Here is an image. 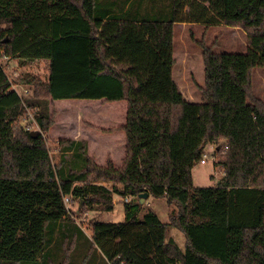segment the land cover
<instances>
[{
	"label": "trees",
	"instance_id": "1",
	"mask_svg": "<svg viewBox=\"0 0 264 264\" xmlns=\"http://www.w3.org/2000/svg\"><path fill=\"white\" fill-rule=\"evenodd\" d=\"M178 24L246 34L245 53L200 44V103L186 101L173 80ZM0 54L48 70L44 84L21 76L16 84L31 93L20 97L0 66V264H40L60 226L86 238L63 198L109 212L114 195L129 199L124 220L91 223L83 264L90 252L103 264H264V103L251 91L252 70H264V0H0ZM47 99L125 102L122 165H98L73 139L58 140L54 164ZM39 109L32 137L20 123ZM142 109L160 125L145 140L134 128ZM211 145L226 148L224 176L194 188L191 172ZM142 193L173 207L168 222L149 208L141 214Z\"/></svg>",
	"mask_w": 264,
	"mask_h": 264
},
{
	"label": "rangeland",
	"instance_id": "2",
	"mask_svg": "<svg viewBox=\"0 0 264 264\" xmlns=\"http://www.w3.org/2000/svg\"><path fill=\"white\" fill-rule=\"evenodd\" d=\"M176 27V28H175ZM174 27L173 36V57L175 60L173 68V80L177 85L183 98L192 103L202 101L201 88L204 84V67L200 44L210 47L215 53H245L247 51L246 34L240 28L225 26L204 27L201 25L178 24ZM2 67L12 83V88L20 95L27 92L31 93L30 87L14 84L18 82L21 76L30 74L34 80L44 84L48 74L47 66L44 62L33 64L28 67H20L14 60H1ZM251 91L252 94L264 103V70L253 69L251 72ZM24 92V93H23ZM46 100V99H44ZM48 115L51 120L49 130L45 136L48 153L52 162L55 164L58 160V138L72 137L69 128L72 125L81 126L82 130H89L90 133L97 135L102 133H114V127L120 123L124 115L125 102H105L102 100H58L51 101L47 99ZM41 109L34 111L31 116L40 114ZM138 123L134 124L136 129L135 137L140 133L142 139L150 136V133L159 128L157 118L153 112L147 109L138 111ZM28 123H30L28 121ZM114 126V127H113ZM81 130V131H82ZM51 133V134H50ZM126 135V134H125ZM157 135V133H156ZM157 138H164L160 135ZM162 140V139H161ZM211 154L213 149L206 146L205 150ZM95 162L100 165L113 164L115 168L122 165L121 155L115 154V159L105 160V155H97ZM103 157V158H100ZM117 157V158H116ZM223 154H218L213 162L204 165L197 164L192 172V184L194 188H211L224 176V170L220 160ZM98 160V161H97ZM123 198L114 195V207L112 211L104 212L96 209L89 210L84 207V203L73 201L67 204L66 208L73 212L76 218V225L81 229L86 238H71L66 227L60 228L53 234L52 241L45 251L44 260L40 264H83V257L87 253L91 243V223L93 221L118 223L124 220V211L122 203ZM143 214L147 208L153 210L162 222H168L173 207L167 206L161 199L149 198L142 204ZM73 225H68L71 229ZM180 248L185 244L183 234L175 228H171L168 233ZM86 264H103L101 255L90 252Z\"/></svg>",
	"mask_w": 264,
	"mask_h": 264
},
{
	"label": "crops",
	"instance_id": "3",
	"mask_svg": "<svg viewBox=\"0 0 264 264\" xmlns=\"http://www.w3.org/2000/svg\"><path fill=\"white\" fill-rule=\"evenodd\" d=\"M106 2H109V0H105ZM108 6L106 7V9ZM111 15V13H110ZM177 26V25H176ZM176 28V27H175ZM174 68V67H173ZM173 75V71H172ZM123 102V101H120ZM124 110H126V106H124ZM126 111H124V115L122 119L120 120V123H117V126L114 127V133H102L100 132L99 135L96 133H90L89 130H82L81 126H75L72 125L68 130L69 132L71 131V134L73 135L72 137L67 136V137H59L58 140L60 139H73V140H83L87 143L88 147V155L93 158V160L97 159V155H105L104 159L109 161L115 159L114 155H121L119 157L124 160L126 149H125V140H126V135H125V126L127 124V119H126ZM82 130V131H81ZM51 134V133H50ZM103 158V157H100ZM117 158V157H116ZM98 161V160H97ZM100 165V164H98ZM103 166V165H100ZM121 166V165H120ZM119 166V167H120Z\"/></svg>",
	"mask_w": 264,
	"mask_h": 264
},
{
	"label": "built area",
	"instance_id": "4",
	"mask_svg": "<svg viewBox=\"0 0 264 264\" xmlns=\"http://www.w3.org/2000/svg\"><path fill=\"white\" fill-rule=\"evenodd\" d=\"M3 59H6L4 57L3 54H0V66L2 67V64H1V60ZM3 68V67H2ZM10 81V80H9ZM11 83V82H10ZM16 85V83H14ZM11 89L16 92L13 88H12V83H11ZM17 93V92H16ZM24 93V92H23ZM18 94V93H17ZM19 95V94H18ZM29 93L27 94V92L25 91L24 94H22V96L20 97H24V96H28ZM33 112L29 111V110H26V115L25 117L21 120V126L24 130L26 131H37L38 133H40V128L38 126V123L36 122L35 120V117H32L31 114ZM33 115V114H32ZM28 121L30 123H28ZM211 148L213 149V151L211 152V154H208L209 152H206V151H203V153L201 154V157H200V160H199V164L200 165H204L208 162H213L215 157L218 155V154H223L225 152V149L224 148L223 150L219 151L216 147V145H211ZM124 202H127L129 199L128 197H125L123 198ZM63 201H64V204L65 206H67V204L70 203L69 199L66 197V198H63Z\"/></svg>",
	"mask_w": 264,
	"mask_h": 264
},
{
	"label": "water",
	"instance_id": "5",
	"mask_svg": "<svg viewBox=\"0 0 264 264\" xmlns=\"http://www.w3.org/2000/svg\"><path fill=\"white\" fill-rule=\"evenodd\" d=\"M38 135V132L37 131H32V132H30V136H32V137H36ZM147 194L146 193H142V194H140L139 196H138V198L140 199V204H143L144 203V201H145V199L147 198Z\"/></svg>",
	"mask_w": 264,
	"mask_h": 264
}]
</instances>
